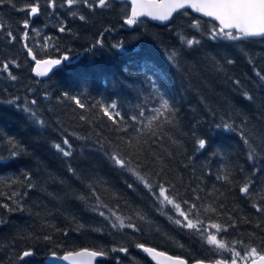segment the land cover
I'll list each match as a JSON object with an SVG mask.
<instances>
[{
    "label": "trees",
    "instance_id": "obj_1",
    "mask_svg": "<svg viewBox=\"0 0 264 264\" xmlns=\"http://www.w3.org/2000/svg\"><path fill=\"white\" fill-rule=\"evenodd\" d=\"M27 4L40 11L28 15L25 40L26 14L16 9ZM129 9L114 0L105 8L82 3L69 8L64 0H56L55 9L49 0L0 4L5 26L0 64L9 62L17 77L13 81L0 70V159L5 161L0 163V264H48L45 257L51 253L84 248L106 254L96 264H151L137 244L190 262L231 263L229 249L241 257L253 247L264 254V212L253 206L264 208V90L249 63L264 72V40L213 41L208 31L216 22L190 10L178 12L166 25L141 19L129 26L124 22ZM194 20L200 21L199 30L190 27ZM182 36L201 43L189 49L181 44ZM117 44L121 47H113ZM65 55L69 61L47 79L34 75L33 56L62 60ZM226 58L235 63L226 65ZM244 91L253 95L252 102L243 98ZM65 92L79 96L86 108L64 98ZM161 95L174 105L171 125L163 117L152 120L151 109L160 107ZM112 102L125 117L118 124L101 111L100 105ZM141 110L145 115L133 128L128 117ZM225 123L232 130L217 127ZM65 138L71 146L68 157L54 147H66ZM198 138L208 140L203 151ZM245 139L256 149L252 161ZM111 154L126 158L127 169L114 166ZM245 183L251 185L248 195L240 192ZM160 186L181 210L195 205L189 218L202 222L198 228L205 236L216 235L226 248L208 245L196 230L176 225V218L186 221L152 194L158 195ZM121 247L128 253L112 251ZM25 250L35 255L21 261Z\"/></svg>",
    "mask_w": 264,
    "mask_h": 264
},
{
    "label": "snow or ice",
    "instance_id": "obj_2",
    "mask_svg": "<svg viewBox=\"0 0 264 264\" xmlns=\"http://www.w3.org/2000/svg\"><path fill=\"white\" fill-rule=\"evenodd\" d=\"M6 0H0V4L5 3ZM8 2H11V0H8ZM66 2L67 6L71 8L73 5H76L77 3H82L85 6H88L90 8H105L108 6L110 0H64ZM49 5L55 9L56 6V0H49ZM13 7L15 8V5L13 4ZM130 15L127 16L125 19V23L129 26L136 25L139 22V19L141 17H150L152 20H158V21H168L172 18L173 13L179 12L181 15H186V11L181 10H187L192 9L196 13L202 14L203 17L211 18L212 21H218V24L214 23L212 25V28L208 31V37L209 39L216 41V40H228V41H245L249 40L250 38H259L261 40H264V0H131L130 4ZM18 11L25 12L26 18L23 21V29L25 30L23 33V38L26 40L28 37V31L27 29L30 28L31 21L28 19V15L36 16L39 14V7L36 4H27L24 8H18L16 9ZM80 20H85L86 17L81 15L79 17ZM191 28L199 30L200 29V21L194 20V22L190 25ZM5 30V26L2 22H0V32ZM60 32L65 31V27L61 26L59 28ZM8 37L11 41H15L16 37L13 35L11 31H8ZM180 42L182 45L187 46V48L192 49L196 45H199L201 41L199 39H196L195 37L188 38V37H180ZM98 45H102V40H97L96 42ZM25 47H27V44H25ZM95 47V45L93 46ZM115 48L121 47V45H113ZM29 54H31V49H29ZM177 53L173 52L172 56L173 59H175V56ZM33 59L35 60L36 57L33 56ZM69 57L64 56L61 59H49V60H42L37 61V64H44L46 66L52 67V66H60L63 62H68ZM11 63L15 64L14 61ZM224 63L226 65H232L235 63L234 60L230 58H226L224 60ZM249 63L253 65L254 75L257 78L258 86L260 89L264 90V72L256 68L254 61L249 59ZM148 72H151L153 75H157L154 68L150 65H145ZM0 70L3 72H6L8 77L11 80H16L17 77L12 74V72L9 70V62H4L3 64H0ZM125 72L128 71L127 68L124 69ZM46 72H38L37 75L45 76ZM159 79V77H158ZM233 84L240 86L241 80L240 79H234L231 81ZM156 91L159 92V88H156ZM64 98L72 101L79 109H85L86 105L82 102L81 98L79 96L75 95H69L67 92L63 93ZM242 96L244 99H246L249 102H252L254 97L252 94H250L247 91L242 92ZM159 108L151 109V111L154 113L152 120H158L160 117L164 118V122L171 125L174 123L173 117L175 116V109L174 105L170 103V98L165 99L164 95H161L159 98ZM37 101L33 99L31 101L32 105H35ZM101 111L105 116L108 117L109 120H111L114 124H118L119 121L124 120L125 117L121 115V112L117 110L118 105L116 102H112L107 105H100ZM21 111H26V109H21ZM31 116H35L36 114L34 112L29 113ZM145 115V112L141 110L138 115H132L128 117V120L131 122V126L135 128V124L139 123V117H143ZM81 119H85L83 115H81ZM151 121H149V124ZM218 128H223L225 130H232V125L230 124H222L217 125ZM121 131L127 132L128 128H122ZM10 143H13V141H10ZM245 143L249 146V153H248V159L249 161H252L255 159L256 156V149L252 147V145L249 143L247 139H245ZM197 148L200 151H203L206 149L208 145V140L206 138H198L196 141ZM63 145L66 147H62L61 144H55V149L62 153L64 157H68L71 155V146L69 145V141L67 138L63 140ZM13 157L18 155V153L13 150L12 154ZM113 163L114 166L120 168V169H127L128 167V161L126 158H122L119 155L111 154L109 157ZM0 163H5L3 159H0ZM69 171L75 174V170L72 168H69ZM258 171V169H257ZM137 179L144 183V186L149 189V191H152L150 185L147 181H144L143 177H140L138 174ZM31 186V185H30ZM129 189H132L134 187L133 184L127 185ZM251 187L250 183H245L241 188L240 192L244 195L249 194V188ZM167 189H165L163 186L159 187V193L158 195L153 192L152 194L154 196H157V199L163 198L161 203H166L168 205H173V207L176 209L180 217L184 218V223L180 219L176 218L174 219V223L181 228H187L189 230H196L201 236H204L206 239V243L208 245H214L217 249H225L226 245L223 241L218 240L216 235H206L204 234L203 228H198V224H202V222L197 221L194 222L192 219H190V215L192 214V208H195V205L192 206V208H189L187 211L181 210L180 204L175 203L172 199L169 198V196L166 194ZM187 203V201H185ZM256 207V210L258 212H264V208L257 207L256 205H253ZM4 207H8V205H4ZM101 216L104 215L103 212L100 213ZM143 218V217H141ZM171 219V217H170ZM3 223V222H0ZM120 227H125L124 222L122 220L119 221ZM113 227H117V225L114 223ZM127 227L132 228L133 230L136 229V226L129 223ZM212 227L216 228L217 231L221 229L220 225H213ZM226 231V229H224ZM45 239H50L49 237H45ZM137 248H140L143 250L144 253L148 254H155L158 256H164V253L157 252L153 248L145 247L143 244H137ZM112 251H119L122 253L127 254L128 249L126 247H121L119 249H112ZM229 251L233 252V256L231 259V264H237V259L247 260L248 258L252 256H257V260H253L252 264H264V255H259L257 253V249L255 247L251 248L250 250H247L245 252V255L241 257V254L239 252H235L234 249H229ZM35 255L34 251L32 250H25L22 252V255L18 256V259L21 261L25 260L26 258L32 257ZM69 255H72L71 253ZM75 255L78 256H84L87 255L88 257H98V256H104L106 255L103 251H88L84 250L83 252L76 253ZM64 260H68L69 256L66 255L63 257ZM168 260L172 261V264H185V261L179 258H173V257H167ZM81 264H85V262H81ZM119 264V262H118ZM197 264H201V262H197Z\"/></svg>",
    "mask_w": 264,
    "mask_h": 264
},
{
    "label": "water",
    "instance_id": "obj_3",
    "mask_svg": "<svg viewBox=\"0 0 264 264\" xmlns=\"http://www.w3.org/2000/svg\"><path fill=\"white\" fill-rule=\"evenodd\" d=\"M116 2H119V3H124V2H127L129 4H131V0H115ZM193 13L199 15L200 17H203L202 14L200 13H196L194 10L190 9ZM182 11V10H181ZM131 12V11H130ZM177 13V12H176ZM176 13H173L172 15V18L173 16L176 14ZM142 18H146L148 20H150L151 22L153 23H157V24H160V25H165L167 23H169L171 21L168 20V21H158V20H152L150 17H141L140 19ZM203 18H207V19H211V18H208V17H203ZM218 23V21H215ZM57 66H52L49 68V66H46L44 64H35L34 66V74L37 75L38 72H46L47 74L45 76H43L44 78H48L50 76V73L56 68ZM147 247V246H145ZM148 248H152V247H148ZM155 249V248H153ZM84 250H88V251H93V250H90V249H87V248H84V249H80L78 251H74V252H67V253H64V254H56V253H51L49 255L46 256L45 258V262L48 263V264H81V262H85V264H96V261L99 260V259H102L104 258L105 256H98V257H88L87 255H84V256H78V255H75L76 253H80V252H83ZM142 250V249H141ZM157 252H161L157 249H155ZM143 251V250H142ZM72 254V255H69V254ZM163 253V252H162ZM148 258L150 259V261L153 263V264H172V261L168 260L167 257H173V258H179V259H182L185 261V264H189L188 261L184 258H181V257H176V256H172V255H168L166 253H164V256H158V255H155V254H148L146 253ZM68 255L69 256V259L68 260H64L63 257ZM253 260H257L258 261V257L257 258H254ZM249 261L248 264H252V261ZM197 262H201V264H226L224 262H220V261H216V262H207V261H202V260H198V261H195L191 264H197Z\"/></svg>",
    "mask_w": 264,
    "mask_h": 264
},
{
    "label": "rangeland",
    "instance_id": "obj_4",
    "mask_svg": "<svg viewBox=\"0 0 264 264\" xmlns=\"http://www.w3.org/2000/svg\"><path fill=\"white\" fill-rule=\"evenodd\" d=\"M171 206H173V205H171ZM242 264H245V262H243Z\"/></svg>",
    "mask_w": 264,
    "mask_h": 264
}]
</instances>
